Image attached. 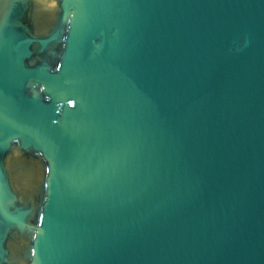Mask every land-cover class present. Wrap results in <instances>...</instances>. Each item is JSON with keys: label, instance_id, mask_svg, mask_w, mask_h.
Listing matches in <instances>:
<instances>
[{"label": "water", "instance_id": "95a60500", "mask_svg": "<svg viewBox=\"0 0 264 264\" xmlns=\"http://www.w3.org/2000/svg\"><path fill=\"white\" fill-rule=\"evenodd\" d=\"M0 264H264V0H0Z\"/></svg>", "mask_w": 264, "mask_h": 264}]
</instances>
